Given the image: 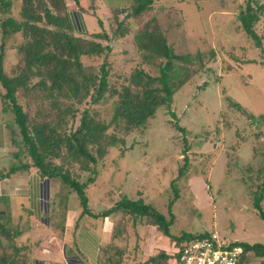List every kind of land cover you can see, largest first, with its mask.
Returning a JSON list of instances; mask_svg holds the SVG:
<instances>
[{
    "label": "rangeland",
    "instance_id": "rangeland-1",
    "mask_svg": "<svg viewBox=\"0 0 264 264\" xmlns=\"http://www.w3.org/2000/svg\"><path fill=\"white\" fill-rule=\"evenodd\" d=\"M64 1L68 11L78 7ZM248 1L253 10L254 2L264 5V0ZM78 3L92 16L88 21L85 18V25L93 30L87 35H103L96 41L110 48L106 58H81L82 66L98 75L105 61L107 87L112 90L127 85L136 69L152 77L158 75L163 60L151 58L149 64L144 63L134 43L142 29H156L174 55L199 57L186 65L188 80L172 95L169 108H159L143 129L127 133L113 125L106 129L105 136L114 137L113 142L96 164L89 166L94 174L80 171L76 164L52 160L61 172L67 170L72 180L85 185L86 209L96 216L93 219L82 212L73 191L58 181L47 182L43 195L48 190V203L56 205V212L55 208L49 211L42 224L47 221L52 229L48 232L54 236L63 233L64 227L74 228L67 237L65 259L77 253L80 256L74 255L75 262L85 263L83 245L75 235L103 222L100 213L114 209L122 196L150 206L167 222L171 219L169 237L156 235L151 225L137 230L138 225H145V219L116 211L113 224H106L111 243L99 251V258L105 248L109 251L111 264H149L148 259L160 251L171 258L178 249L174 241L185 233L214 231L225 242L264 245V187L259 190L264 184V14H258L259 21L253 26L260 40L256 47L238 20L246 0H160L137 18L124 16L131 0ZM98 4L101 10L92 12ZM19 8L20 0H12L10 14L15 19ZM3 17L0 15V21ZM4 43L2 69L7 78H13L22 66L18 48L23 40L16 34ZM36 82L31 79L25 89L18 88L14 94L29 127L48 125L56 133L68 134L78 126L83 111L98 123L111 118L115 96L104 94L96 104L87 98L77 103L63 96L46 97ZM231 103H237L242 112L232 109ZM5 118L8 159L16 150L10 140H20V136L11 111ZM254 194L261 195L259 210L253 206ZM60 195H66L65 202H58ZM12 225L10 220V229L15 230ZM155 235L158 242L152 241ZM115 250L121 254L116 255ZM259 263L250 252L239 262Z\"/></svg>",
    "mask_w": 264,
    "mask_h": 264
},
{
    "label": "trees",
    "instance_id": "trees-1",
    "mask_svg": "<svg viewBox=\"0 0 264 264\" xmlns=\"http://www.w3.org/2000/svg\"><path fill=\"white\" fill-rule=\"evenodd\" d=\"M157 1L159 0H131L132 4L124 16L137 18L150 10ZM70 2L78 6L75 11H68L64 0H20L18 19H15L10 14L12 0H0V15H4L0 21V87L4 90V94L0 95V112L5 118L11 111L13 123L20 136V140H10L16 150L8 155V164L0 173V180L14 174H33L45 184L49 180L58 181L76 194L82 212L95 219L96 216L86 209L85 185L72 180L67 170L61 172V167H56L52 160L60 159L68 162L66 164L73 163L79 166L80 171H90L94 174V170L89 169V166H94L97 158L103 156L106 146L113 142L114 137L105 136L106 129L110 125L125 133L143 129L159 108H169L172 95L188 80L186 65L192 64V60L199 55H174L156 29H142L134 36V43L144 63L149 64L151 58L163 60L158 66V75L152 77L141 69H136L130 73L127 85L121 86L119 91L112 90L107 87L105 61L100 65L98 75L82 66L81 58H106L110 48L96 41L103 35H87L81 17L84 11H88L81 9L78 0ZM254 5L255 10L251 9L249 1L246 0L245 8L239 11L238 20L246 37L259 47L260 40L254 33L253 26L259 21L258 14H264V5H258L257 2H254ZM89 8L92 9L91 6ZM94 9L91 11H99L101 7L98 4ZM74 20L77 22L76 26ZM16 34L23 40L18 48L22 54V66L15 77L7 78L2 69L4 40ZM31 79H37L36 85L46 91L45 95L49 98L63 96L66 99H74L77 103L87 98L91 104H96L104 94L115 96L110 120L107 123H98L83 111L78 126L68 134L56 133V129L48 125L29 127L26 115L16 104L14 94L18 88L25 89ZM231 107L242 112L237 103H231ZM62 150L65 156L61 154ZM90 181L88 180L89 183ZM263 187L262 183L260 192ZM260 194H254V209H260ZM62 195L59 196V203L60 200L66 201V195ZM53 206L48 203L45 219L48 218L47 213L56 207ZM113 208L101 212L100 216L104 218L116 211L128 212L134 219H145V226L151 225L157 235L169 237L168 227L171 219L167 222L163 215L141 201H132L122 196ZM259 216L263 220L261 213ZM9 222L8 218L0 219V236L6 241L8 249L3 250L0 264H27L25 257L20 255L22 248L15 244L18 234L16 230L8 228ZM209 234L205 231L193 235L182 234L174 241V246L179 249L189 241L208 239ZM170 239L173 238L170 236ZM231 245L241 247L244 255L252 253L260 259L259 264H264V245H249L236 241ZM105 249L96 264H111L112 258ZM115 252L116 255L121 254L119 250ZM73 257L67 261L74 263ZM175 257L174 255L170 258L160 251L150 257L148 263L170 264Z\"/></svg>",
    "mask_w": 264,
    "mask_h": 264
},
{
    "label": "crops",
    "instance_id": "crops-1",
    "mask_svg": "<svg viewBox=\"0 0 264 264\" xmlns=\"http://www.w3.org/2000/svg\"><path fill=\"white\" fill-rule=\"evenodd\" d=\"M86 17L88 21L92 19V16L83 13L81 17L86 32H91L93 30H89L87 25H85ZM74 23L76 26V20H74ZM92 26L90 24V27ZM5 120L6 118L0 112V173L6 169L8 164L5 143ZM44 188L46 189V184L38 180L33 174H14L0 180V219L8 218L11 220L12 227L18 234L15 244L18 248H22L20 249V255L25 257L27 264H79L65 259L66 253L69 251L65 248L68 243L67 237L70 234V230L74 228L68 229L64 227L63 233L59 236H54L48 232V230L52 229L46 222L44 225L42 224V218H45L44 214L48 211L47 205L50 198L48 190L43 195ZM116 217L118 215L112 213L102 218L103 222L100 221L97 226L87 230L84 229L83 232L75 235L78 236L81 241L80 244L82 243L83 245L81 250L87 258L86 261L83 260L84 264H96L100 249L110 245V232H107L106 224L111 226ZM148 227L138 225L137 230L143 231ZM8 228L10 229V222ZM156 235L152 241L158 242ZM4 249H6V241L0 236V256ZM72 254L80 256L77 253ZM18 257L21 258V256Z\"/></svg>",
    "mask_w": 264,
    "mask_h": 264
},
{
    "label": "built area",
    "instance_id": "built-area-1",
    "mask_svg": "<svg viewBox=\"0 0 264 264\" xmlns=\"http://www.w3.org/2000/svg\"><path fill=\"white\" fill-rule=\"evenodd\" d=\"M220 237L212 231L208 239L187 242L177 249L174 264H239L244 257L241 247L232 246Z\"/></svg>",
    "mask_w": 264,
    "mask_h": 264
}]
</instances>
